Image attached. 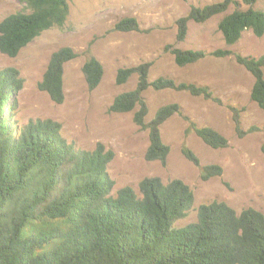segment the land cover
<instances>
[{
    "label": "trees",
    "instance_id": "1",
    "mask_svg": "<svg viewBox=\"0 0 264 264\" xmlns=\"http://www.w3.org/2000/svg\"><path fill=\"white\" fill-rule=\"evenodd\" d=\"M22 9L0 20V52L14 57L43 31L62 27L69 12L68 0H17ZM257 0H220L190 6L177 18L175 42L185 38L188 21L203 22L222 14L217 28L226 44L235 43L243 31L259 37L264 33V11ZM242 5L244 6L242 8ZM232 7L227 12L228 8ZM112 30L140 31L134 17L117 20ZM177 65L203 58L202 50L166 45ZM81 71L87 88L94 89L103 74L101 63L85 50ZM232 54L253 77L250 99L264 110V55L242 56L217 49L212 56ZM77 53L70 47L54 51L37 86L55 103L63 94V64ZM150 61L119 67L115 82L137 75L136 86L117 94L107 112L133 110V122L147 131L146 160L164 163L169 146L163 143L160 126L181 114L188 127L210 148H223L227 139L209 126H197L182 114L177 103L160 106L146 121L147 88L186 91L220 102L207 86L178 82L159 76L148 79ZM22 79L14 67L0 69V264H264V215L251 207L236 211L224 201L213 200L197 207L196 221L184 226L193 201L190 187L179 178L162 182L159 177L142 178L137 190L125 185L112 191L114 181L107 171L113 152L97 142L85 150L67 142L60 124L52 119H30L17 125L12 113L14 94ZM10 105L8 106V101ZM232 121L239 136L257 130H242L239 111L233 107ZM264 154V145L261 148ZM183 156L199 167L200 178L220 176L217 164H199L185 145Z\"/></svg>",
    "mask_w": 264,
    "mask_h": 264
},
{
    "label": "rangeland",
    "instance_id": "2",
    "mask_svg": "<svg viewBox=\"0 0 264 264\" xmlns=\"http://www.w3.org/2000/svg\"><path fill=\"white\" fill-rule=\"evenodd\" d=\"M217 1L220 0H68L69 12L62 27L43 31L14 57L0 52V69L14 67L22 79L21 89L13 96L12 117L17 125L26 124L30 119H52L60 124V133L67 142L85 150L101 142L113 152L107 165L114 181L113 192L125 185L137 190L138 182L144 177L156 176L162 182L181 179L190 187L193 201L185 217L177 220L175 226L196 221L197 207L213 200L224 201L237 212L251 207L264 215L261 150L264 110L250 99L253 77L233 55H211L217 49L255 58L264 55V33L257 37L245 30L235 43L226 44L217 28L222 14H217L203 22L188 21L185 38L175 42L177 18L184 16L192 5ZM254 6L264 11V0H257ZM21 9L17 0H0V20ZM126 16L136 18L140 31L112 30L113 24ZM166 45L202 50L206 55L195 62L177 65L165 50ZM61 47H70L77 56L63 64L64 98L61 103H55L37 84L51 54ZM87 48L103 67L101 79L92 90L87 88L81 71ZM146 61L151 62L149 81L163 76L176 83L207 86L212 96L220 100L218 103L186 91L149 87L143 92L148 106L146 121L160 106L177 103L182 114L197 126H209L221 133L227 139L225 147L214 149L205 145L188 127L187 120L181 114H174L160 126L161 139L169 146L164 163L145 159L148 135L133 122V110L114 113L107 112V107L117 94L136 86V74L117 84V69ZM230 107L239 111L242 130L251 126L258 129L239 136ZM182 145L193 151L200 166L219 165L221 175L202 180L199 167L183 156Z\"/></svg>",
    "mask_w": 264,
    "mask_h": 264
}]
</instances>
